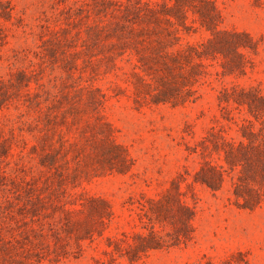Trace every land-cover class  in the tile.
Segmentation results:
<instances>
[{"label":"trees","instance_id":"1","mask_svg":"<svg viewBox=\"0 0 264 264\" xmlns=\"http://www.w3.org/2000/svg\"><path fill=\"white\" fill-rule=\"evenodd\" d=\"M60 2L64 0H56V4ZM56 17L58 27L45 25L34 53L39 65L58 68L66 79L76 82L84 74L93 78L118 68V61L128 62L127 81L138 106L195 101L197 85L213 60L219 61L222 75L242 76L251 62L244 51L255 52L259 43L248 32L222 27L214 0H75L58 7ZM12 18L11 0H0V42L5 41ZM199 31L206 32L204 39L184 41L185 35ZM32 81L24 70L18 71L15 81L0 80V108L11 98V90L25 87L24 102L37 113L34 123L28 125L37 140L30 152L39 154V172H49L42 181L44 187L56 182L48 193L58 201L53 209L58 215L51 217L49 229L59 258L77 254L82 241L103 236L112 217L105 199L74 188L93 170L94 174L126 173L132 162L100 112L106 99L100 88L76 83L73 91L41 97L38 91H30ZM218 99L228 113L224 117L237 127L236 136L227 138L214 126L207 130L191 149L202 157L193 182L218 190L229 172L233 201L253 209L264 202V91L259 86L233 83L221 88ZM213 153L226 166L209 159ZM185 180L179 175L159 198L139 202L140 219L146 217L142 226L147 231L107 237L106 252L134 264L150 250L191 240L194 208L180 189ZM186 185L189 188L191 183ZM34 190L29 188L28 196ZM33 202L41 204L40 195ZM30 210L34 212V206ZM73 244L74 251L69 249Z\"/></svg>","mask_w":264,"mask_h":264},{"label":"rangeland","instance_id":"2","mask_svg":"<svg viewBox=\"0 0 264 264\" xmlns=\"http://www.w3.org/2000/svg\"><path fill=\"white\" fill-rule=\"evenodd\" d=\"M74 1L56 4V0H11L13 24L8 22L6 39L0 42V80L15 81L18 71L24 70L33 79L30 91H38L41 97L59 94L60 90L73 91L76 83L100 88L106 94L100 112L132 166L126 173L94 174L93 170L74 188L105 199L112 217L103 236L82 241L77 254L56 258L57 243L49 223L58 201L48 193L56 182L44 187L42 181L49 172H39V154L30 152L37 140L28 125L34 123L37 113L24 102L27 91L25 87L11 90V98L0 108V264H130L126 258L106 252L107 237L146 232L142 226L146 217L140 219L139 202L146 204L150 198H159L179 175L186 178L180 189L194 208L192 239L150 250L134 264H264V202L253 209L238 206L231 196L229 172L218 190L193 182L202 157L191 150L211 126L221 129L227 138L236 136V125L224 117L228 113L219 104L223 86L239 83L259 86L264 91V0H214L222 27L248 32L259 40L258 48L255 52L244 51L251 62L239 77L222 75L219 61L213 60L208 74L197 85L199 97L177 106L136 105L127 81L131 66L125 61H118L119 67L108 73L93 78L84 74L76 82L66 79L58 68L39 65L34 53L45 25L58 27V7ZM205 37L206 32L199 31L185 35L184 41L196 42ZM17 94L19 99L14 96ZM234 112L238 115L236 109ZM208 158L226 166L217 153ZM186 183L191 186L188 188ZM68 185L70 188L71 183ZM29 188L35 189L32 196H28ZM36 195H40L41 204L33 202ZM120 244L126 246L125 242ZM69 249L74 251L75 245Z\"/></svg>","mask_w":264,"mask_h":264}]
</instances>
